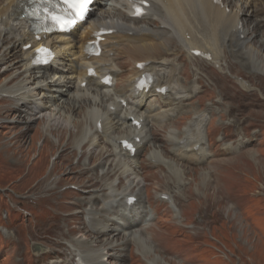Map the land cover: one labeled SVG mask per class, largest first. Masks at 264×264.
I'll return each mask as SVG.
<instances>
[{"label":"rangeland","instance_id":"obj_1","mask_svg":"<svg viewBox=\"0 0 264 264\" xmlns=\"http://www.w3.org/2000/svg\"><path fill=\"white\" fill-rule=\"evenodd\" d=\"M221 1L225 3L226 0ZM248 3L249 6L247 1L233 0L227 12L241 9L245 14L242 20L247 24L244 29L250 30L248 37L255 38L242 47L237 38L230 39L225 32L221 38L226 42H223L224 47L219 55L220 67L191 58L176 40L167 39L165 51L154 57L166 63V72L170 76L168 83L182 94L179 99L157 94L143 99L144 105L138 108V116H143L144 120L147 116L156 119L145 122V149L137 158L115 159L125 165L124 170L102 183L101 188L106 190L111 184L118 185L116 191L119 193L128 176L121 174L128 166L136 169V174L131 178H135L143 187L136 198L144 206L142 211L153 215L155 210L166 211L162 213V223L154 227L153 238L147 237L157 251L154 256H165L164 260L159 259V264H264V65L262 68L250 64L249 55L246 54L250 48L259 49L257 42L264 43V0H249ZM93 20H97V16L92 15L90 21ZM144 24L139 20L135 22L137 26ZM158 25L153 22L150 27L157 29ZM194 32L196 35L195 29ZM8 47L9 44H0V58ZM17 56L19 61L20 54ZM115 57L125 66L123 72L127 74L117 77V87H113L111 92L114 94L113 91L117 89L130 101L127 85L133 77L135 62L143 58L131 59L126 50L118 52ZM65 64L64 69H70L68 62ZM5 68L0 66V74ZM18 73L13 70L0 75V88ZM48 77L50 81L54 78L51 73ZM26 79L27 76L22 75L10 87ZM247 91L255 93L253 103L256 106L242 109L240 107L244 100L241 96ZM74 94L76 92L72 90L71 95ZM3 98L0 97V264H54V261L71 260L69 251L54 261L52 256L44 260L35 256L32 245L35 242L45 245V242L34 238L33 231L49 221V217L44 215L45 206L39 204L37 198L41 196L45 181L56 183L63 180L59 186L63 200L77 198L88 191L83 188L82 168L79 167L74 173L71 167H76L83 160L84 152L95 145L88 139L84 141V135H77L73 123L82 121L85 127L92 129L89 122V125L86 124L92 105H84L74 115L67 110V114L73 115L71 120L66 115H57L53 111L55 107L48 108L45 113L53 112L54 118L66 127L63 133H53L47 130L43 121L33 122L29 126L24 122L8 123L11 118L17 119L16 103ZM42 98L43 95H40L34 101L41 103ZM151 99L154 104L149 103ZM65 100L68 98L63 97L55 106H61ZM102 110L106 112L105 108ZM203 113L209 119L206 120L207 133L203 144L206 158L200 161L194 151L186 161H182L181 153L173 147L169 135L175 133L182 138L193 117ZM117 115L111 116V120ZM101 141L106 142V138ZM81 142L86 144L82 150L78 147ZM164 146L167 154L162 150ZM158 154L163 156V161L173 164V169L151 160V155ZM58 157H61L59 162L56 160ZM222 165L225 167L221 168ZM176 169L182 171L181 175H175ZM195 175L197 180L193 178ZM207 178L213 182L209 196L216 212L209 220H203L200 214L203 205L197 200H205L203 181ZM164 191L182 194L177 213L169 202L158 197ZM188 191L195 200L185 198ZM224 197L225 202L221 204ZM79 222L83 223L84 219L81 218ZM1 229H7L8 236L3 235ZM94 249L101 248L97 246ZM129 251L126 248L119 255L128 254ZM148 261L130 260L125 264H148ZM72 264H77L76 258ZM106 264L119 262L113 259L106 261Z\"/></svg>","mask_w":264,"mask_h":264},{"label":"bare ground","instance_id":"obj_2","mask_svg":"<svg viewBox=\"0 0 264 264\" xmlns=\"http://www.w3.org/2000/svg\"><path fill=\"white\" fill-rule=\"evenodd\" d=\"M30 1L0 0V44H9L0 58V66H6L0 75L8 74L13 70L19 72L7 85L0 88L1 98L7 95L12 98V102L16 103L17 119L11 118L8 123L24 122L29 126L33 122L43 121L47 125V130L63 133L66 127L59 122L60 120L54 118L53 112L45 113L48 108L55 107L53 111L57 115H66L71 120L77 109L84 105H92L86 124L92 125L93 128L85 127V122L82 121H74L73 124L77 135H84V141L88 139L95 145L84 152L83 160L79 161L76 167H71L74 173L79 167L82 168L83 188L88 189L85 194L74 199L63 200L59 191L63 180L56 183L45 181L42 184L41 196L37 198V201L45 206L44 215L49 217V221L34 230L33 237L45 242V245L35 242L34 251H37V255L41 258L52 256V260H58L59 257L70 252L71 260L64 259L54 264H72L73 258H78V264H106V261L113 259H116L119 264L129 263L130 260H149L148 264H159V259L164 260L165 256L162 257L160 254H157V257L154 256L157 251L154 249V243L147 237L153 238L154 227L162 223L164 215L162 213L166 211H156L155 215L142 211L144 206L139 200L132 206L128 205V199L140 196L143 188L139 181L131 178L136 174V169L132 170L128 166L121 174H128V176L125 177L126 179L120 178L125 179L126 183L119 193L116 191L118 185L111 184L106 190L101 188L102 183L106 178L116 176L120 170H124L125 165L115 159L121 157L133 159L130 153L122 149L120 140L129 139L135 142L137 152L134 158H137L145 149L147 139L146 135H143V130L146 123L139 129L131 122V117H135L136 121L143 118L138 116V108L144 105L143 99L151 97L156 93V89L163 86H169L170 91L166 94L159 93L160 96L172 95L175 99H179L182 94L168 83L170 76L166 72V63L154 57L165 51V47L168 46L167 39L176 40L179 46L190 53L191 58H194L191 52L199 50L209 54L211 62L219 65V55L224 47L222 44L226 42L221 38L225 32L230 39L237 38L242 47L255 38L248 37L251 34L250 30L244 29L247 24L243 22L242 17L245 14L239 8L227 12L233 0H226L222 5H215L212 0H146L150 3V8L146 9L147 14L142 19L145 24L137 26L130 10L132 3L136 0H98L93 5V14L97 16V20H88L70 34L49 36L36 34L31 23L26 20L25 14ZM242 1H247L249 6V0ZM247 5L245 9L248 11ZM153 22L154 25L159 23L157 29L150 27ZM103 29L113 33L105 37L101 56L90 57L87 54L88 43L94 40L92 35L95 32ZM194 29L197 31L196 35ZM262 33L264 36V32ZM242 36H244L243 39H241ZM257 43L258 48L261 49L250 48L246 54L249 55L250 64L263 68L264 43L260 41ZM43 45L53 49L56 60L48 67L38 68L33 64V59L35 51ZM28 46L30 48L26 49ZM125 50L132 57L131 59L143 58L137 60L135 65L148 63L143 70L135 69L134 76L128 82L130 108L123 107L120 101L117 103V100L124 97L119 95L117 89L115 90L118 93L112 94L109 87L102 82L107 75L116 78L127 74L122 71L125 66L115 57L118 52ZM18 53L19 61H17ZM64 62L71 65L70 69H64V65L66 66ZM90 69L96 71V77H89ZM20 70H22L21 73ZM50 72L54 77L51 81L48 80ZM145 73L154 76V88L138 93L135 89L136 78ZM22 75L27 76V79L10 87L12 82L19 80ZM84 82L87 85L83 89L81 84ZM72 90L76 92L73 96ZM40 95H43L42 102L36 103L34 100ZM63 97H67L68 100H65L61 106H55ZM255 98V93L245 92L241 96L244 102L240 108L249 109L256 106L253 103ZM106 103L109 104L105 106ZM149 103L154 104V100L151 99ZM111 106L116 107L114 113L109 110ZM102 108H105L106 112ZM67 110H71L73 115L67 114ZM116 114H118L117 117L111 120V116ZM150 120L156 119L147 116L145 121ZM206 120H209L206 114H197L190 121L182 138L175 133L169 135L171 144L177 152L181 153L182 161L190 157L194 147H198L194 155L200 156V161L205 160L203 144L204 134L207 133ZM98 123H101V129L97 127ZM121 129L126 130L121 131ZM119 130L120 133L117 134ZM103 138H106V142L101 141ZM137 138L141 139L140 143H136ZM79 145L81 150L86 146L83 142ZM165 148L164 146L162 150L166 153ZM171 156L176 157L173 154ZM162 157L158 154L151 155L150 158L173 169V164L163 161ZM56 160L59 162L61 157ZM224 167L225 165L221 166V168ZM174 173L179 176L182 171L176 169ZM193 178L197 180L196 175ZM208 179L203 181L205 200L203 202L197 200L203 205L200 212L203 220H209L216 212L209 196L214 186L211 179ZM146 190L148 191V188ZM161 195L169 196L168 202L177 213L182 194L164 191L158 197ZM103 197L105 200H102ZM185 198L195 200L190 191ZM148 202L151 203V201ZM224 202L225 197L220 203ZM83 208L86 209L76 211ZM81 218L84 222L77 223ZM71 225L73 227H70ZM97 246L101 249H94ZM126 248L130 249L129 253L119 255V252L125 251ZM57 249L60 251L55 252L54 250Z\"/></svg>","mask_w":264,"mask_h":264},{"label":"snow or ice","instance_id":"obj_3","mask_svg":"<svg viewBox=\"0 0 264 264\" xmlns=\"http://www.w3.org/2000/svg\"><path fill=\"white\" fill-rule=\"evenodd\" d=\"M64 3L67 4L68 8L77 16H82V13L88 3V0H64ZM54 21L59 22L58 17L53 16Z\"/></svg>","mask_w":264,"mask_h":264}]
</instances>
